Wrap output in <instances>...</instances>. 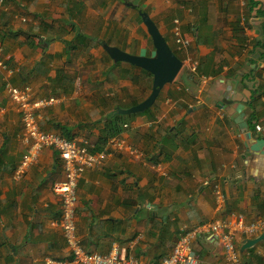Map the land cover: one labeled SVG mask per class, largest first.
Returning <instances> with one entry per match:
<instances>
[{"label":"crops","instance_id":"1","mask_svg":"<svg viewBox=\"0 0 264 264\" xmlns=\"http://www.w3.org/2000/svg\"><path fill=\"white\" fill-rule=\"evenodd\" d=\"M252 1L2 0L0 60L14 69L10 82L29 84L34 98L54 97L37 111L42 129L78 145L86 141L103 154L77 185L76 232L86 249L104 253L136 238L129 251L153 262L196 225L238 215L244 222L264 218V0ZM139 10L181 60L191 57L214 73L187 65L147 110L121 114L123 128L115 136L136 148L134 154L110 147L115 136L98 143L116 107H130L149 94L150 75L114 61L105 48L154 53ZM175 19L190 39L188 47L174 42ZM250 113L253 128L246 121ZM247 131L255 152L245 146ZM20 135L19 110L0 72V264H70L58 224L60 197L52 189L63 178L62 161L46 147L15 180L25 150ZM252 237L236 232L242 264H262L264 239L240 249ZM192 246L202 264H227L220 241L209 233Z\"/></svg>","mask_w":264,"mask_h":264},{"label":"built area","instance_id":"2","mask_svg":"<svg viewBox=\"0 0 264 264\" xmlns=\"http://www.w3.org/2000/svg\"><path fill=\"white\" fill-rule=\"evenodd\" d=\"M1 2L2 0H0V4ZM173 34L174 42L178 48L188 47L190 39L182 35L177 19L174 20ZM197 63V60L192 59L188 69L195 71ZM13 71L14 69L4 60H0L4 89L19 110L20 139L25 145V150L16 164L12 176L15 180L21 179L29 167L38 161L41 150L46 147L54 149L59 155L62 161L63 178L54 182L52 189L60 197L58 224L69 251L70 264H202L192 243L197 237L206 233H209L212 239L220 241L227 264H242L235 243L236 232L249 236L262 233L264 232V218L244 222L242 216L238 215L234 221L225 218L196 225L190 230L184 231L177 238L167 255L153 262L142 260L129 251L136 242V238L130 240L124 247L112 244L110 249L104 253L86 249L81 244L76 232L77 185L84 169L99 162L103 154L91 151L86 141L78 145L74 139L64 136L60 132L42 129L37 111L51 105L55 99L54 97L34 98L29 84H12L9 76ZM107 144L114 149L138 153L136 148L128 145L125 139L118 136L110 138ZM214 194L218 201L223 200V193L218 187L215 188ZM261 256L262 264H264V253Z\"/></svg>","mask_w":264,"mask_h":264},{"label":"water","instance_id":"3","mask_svg":"<svg viewBox=\"0 0 264 264\" xmlns=\"http://www.w3.org/2000/svg\"><path fill=\"white\" fill-rule=\"evenodd\" d=\"M139 14L143 24L146 27L147 33L151 38L154 53L152 55L134 54L128 51L122 50L117 46L105 45L106 51L114 61H124L131 65L144 69L152 75L151 89L147 97L140 102L131 105L127 108L116 107L113 114H130L142 112L149 108L162 87L174 81L178 73L180 72L183 61L173 52L171 46L166 41L159 28L144 10H139ZM245 146L249 151L255 152L251 148L253 143L251 133L247 131ZM264 239V232L252 237L246 238L242 241L240 247L241 251L252 247L258 241Z\"/></svg>","mask_w":264,"mask_h":264},{"label":"trees","instance_id":"4","mask_svg":"<svg viewBox=\"0 0 264 264\" xmlns=\"http://www.w3.org/2000/svg\"><path fill=\"white\" fill-rule=\"evenodd\" d=\"M252 2L254 3V1H252ZM259 13L264 15V11H260ZM140 20H141V17H140ZM263 26H264V24H263ZM262 34H263V42L260 43V46L262 48V53H264V27H263V33ZM257 44H259V43H257ZM172 50H173V48H172ZM173 52L181 59L180 54L176 50H173ZM205 68H203V66L200 65L199 62H198L195 72H198L199 73L201 71H204L205 73H211V74L214 73V71H212V70H211V72H208L207 71V67H205ZM143 71H145V70H143ZM145 72H147V71H145ZM147 73L150 76H152L149 72H147ZM256 101H257V96L255 95L252 98V101L251 102H256ZM147 109H145V110H147ZM252 113L248 114V117H247V120H246L248 122L250 128H253V126L251 124L252 118H253V116H252L253 114ZM123 116L124 115H121V114H111V115H108L107 123L104 126V129H103V132H102L103 133L102 134V138H100V141L98 143L99 145L104 144L109 137L117 135L122 130V128H123L122 127L123 126L122 117ZM96 148H98V147H96Z\"/></svg>","mask_w":264,"mask_h":264},{"label":"rangeland","instance_id":"5","mask_svg":"<svg viewBox=\"0 0 264 264\" xmlns=\"http://www.w3.org/2000/svg\"><path fill=\"white\" fill-rule=\"evenodd\" d=\"M113 13L116 14V13H117L116 10H114L113 12H111L110 15H112ZM142 25L144 26V28H145V30H146L145 25H144V24H142ZM141 30H142V33H144L145 37H146V36L148 37V33H147L143 28H141ZM172 48H173V47H172ZM173 50H174V48H173ZM191 60H192L191 57H189V59H186V61H185L186 64H185L184 60H182V61H183V66H182V68H181V70H180L179 73H182V72L185 70V68L187 67V65L189 66V64L191 63ZM193 60H194V59H193ZM181 71H182V72H181ZM135 76H137V74H135ZM180 76H181V75H179L178 77L180 78ZM139 77H140V76L138 75V78H139ZM147 77H148V80H147V84H148V85H147V93H149V92H150V89H151V77H150V76H147ZM179 78H178V79H179ZM181 78L183 79V77H181ZM181 78H180V79H181ZM139 80H140V79H139ZM139 80H138V81H139ZM120 83H122V81H121ZM108 84H109V83H108ZM110 84H111V85H109V88H110V89L108 90L109 93L112 92L113 87H114V86H113L114 84H112V83H110ZM128 84H130L131 87H134V86L138 85V83H134V82H131V81H130V82L128 81ZM116 85H117V87L120 89V86L118 85V83H117ZM135 89H136V91H135V92H132L133 94H134V93H137V91H138L139 88L136 87ZM118 91H119V90H118ZM125 91H126V90H125ZM125 91H123V92H125ZM127 92H129V91H127ZM127 92H126V93H127ZM126 93H124V94H126ZM123 96H124V95H123Z\"/></svg>","mask_w":264,"mask_h":264}]
</instances>
